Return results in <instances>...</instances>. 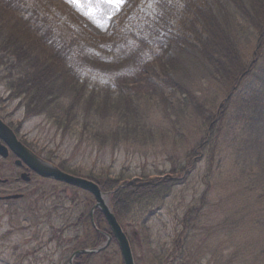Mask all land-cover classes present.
Wrapping results in <instances>:
<instances>
[{
    "label": "rangeland",
    "instance_id": "374dc122",
    "mask_svg": "<svg viewBox=\"0 0 264 264\" xmlns=\"http://www.w3.org/2000/svg\"><path fill=\"white\" fill-rule=\"evenodd\" d=\"M48 1L54 5L50 19L56 26L62 22L72 28L82 26L96 37L127 33L128 27L124 30L120 20L142 16L155 2L124 0L119 11L114 9L90 19L68 0ZM83 6L91 7L89 3ZM94 20L103 26H97ZM241 44L244 62L249 65L255 42ZM15 56L8 50L0 52V114L45 159L76 170L81 177L89 173L97 177L122 175L127 182L162 180L169 177L167 173L172 169L177 172L178 167L189 165L177 175L179 185L169 195L157 198V194H144L128 210L123 209L122 226L130 240L135 264H161L173 245L182 248L180 264H264V218L258 215L264 203L263 197L255 200L260 191L253 182L254 177L264 178L263 134L247 129L244 114L230 106L228 118L217 131L216 149L213 143L206 147L205 152L210 149L213 153L209 164L207 155L198 148L206 131L200 117L231 95L222 81L207 77L188 58L187 62L181 61L184 63L179 69L182 73L187 71L182 75L183 85H191L192 75H197V80L192 79V103L183 94L176 98L172 95L168 100L156 95L131 101L127 112L122 103L110 105L102 100L87 106L88 130L76 126L79 117L73 121L75 115L67 114L74 101L73 92L50 99L52 105L45 108L44 102L33 103L34 98L38 99L33 90L10 89L15 86L8 83L9 76H13L11 69L16 64L18 70L14 74L19 75L24 66L18 62L21 57ZM175 74L180 79V73ZM59 77L57 71L53 80L60 86L58 94L62 86L61 80H56ZM242 82L241 79L237 85ZM244 87L245 84L238 93L245 94ZM27 102L33 113L27 110ZM48 115L56 122L52 124ZM59 116L65 119L64 124ZM67 123L71 124L65 128ZM191 151L194 154L186 157ZM217 153L225 155L222 161ZM39 193L29 203L23 200L16 205L0 204V264H46L24 258L33 254L45 256L52 264H122L110 227L106 233L102 231L105 239L94 245L96 239L89 241L91 234L86 236L88 226L83 217L86 219V202L90 200L86 192L46 181ZM187 211L190 222L184 226L181 220ZM80 215L78 227L74 222Z\"/></svg>",
    "mask_w": 264,
    "mask_h": 264
},
{
    "label": "trees",
    "instance_id": "16d2710c",
    "mask_svg": "<svg viewBox=\"0 0 264 264\" xmlns=\"http://www.w3.org/2000/svg\"><path fill=\"white\" fill-rule=\"evenodd\" d=\"M84 3L101 8L102 12L97 13L99 17L114 10L107 4L97 3V0H84ZM53 9L54 5L48 0H0V38H3L0 44L4 47L0 52L8 50L21 57L18 62L24 65L19 75L14 74L18 70L17 65L13 66V76L8 75V83L15 85L10 89L33 90L38 96L33 103L44 102L47 105L45 108H49L52 105L50 99L73 92L74 101L69 104L67 114L75 115L73 121L79 117L76 126L83 128L89 126L87 106L102 100L110 105L122 103L127 112L131 101L135 103L134 100L154 98L156 95L168 100L172 95L176 98L183 94L187 102L192 103V79L197 80V75H192L191 85H183L182 75L185 76L187 71L182 73L179 69L184 63L181 61L187 62L190 58L197 70L203 71L212 80L222 81L223 87L231 94L219 107L207 110L204 117H200L206 131L198 148L207 155V163L212 161L213 153L210 149L205 152L206 147L213 143L216 149L217 131L228 118L230 106L233 111L244 114L247 129L261 132L264 136V0H155L142 16L120 20L124 30L128 27L127 33L103 37L94 36L82 26L72 28L62 24L64 22L56 26L50 19ZM250 42H255V45L247 65L241 43ZM33 49H38L37 53H27ZM5 56L8 57V54ZM192 62L189 60V64ZM57 71L60 77L56 80L60 79V85L62 83L60 94V86L57 87V81L53 80ZM177 72L180 79L175 74ZM241 79L242 85L245 84V94L238 93ZM41 92L45 95L42 96ZM26 108L33 113L29 102ZM61 116L60 121H65ZM47 118L53 124L54 120L49 115ZM71 123H67L65 128ZM193 154L191 151L186 157L190 158ZM217 154L222 161L225 155ZM58 166L79 175L63 164ZM188 166L178 167L177 172L176 168L172 169L171 173H167L169 177L162 180L145 178L127 182L122 175L97 177L92 173L85 177L98 182L101 189L109 193L112 210L122 225L123 211L128 210L139 196L157 194V198H161L169 195L179 185L177 175ZM253 182L257 183L260 191L255 200L263 197L264 203V178L254 177ZM249 188L252 189L251 186ZM241 189L243 187L238 188L237 193ZM87 194L90 196L86 202L89 211L83 220L88 226L86 236L91 234L89 241L96 239L94 245L105 239L102 231H109V226L99 209L94 211L95 226L92 225L89 214L94 198ZM73 198L70 199L72 202ZM188 214L187 211L181 220L184 226L190 222V219L187 222ZM258 215L264 218V208H260ZM80 222L81 215L74 224L79 227ZM112 242L116 244L114 239ZM180 250L181 247L173 245L172 252L166 259H161V264H180Z\"/></svg>",
    "mask_w": 264,
    "mask_h": 264
},
{
    "label": "flooded vegetation",
    "instance_id": "af4514ba",
    "mask_svg": "<svg viewBox=\"0 0 264 264\" xmlns=\"http://www.w3.org/2000/svg\"><path fill=\"white\" fill-rule=\"evenodd\" d=\"M3 121L15 135L16 139L26 148H21L13 139V136L0 126V204H18L20 201L29 203L32 197L38 195L46 181H50L41 176L35 169L34 159L28 151L37 157L44 159L30 144L26 143L18 134L19 130L0 114ZM40 194V193H39ZM10 195L18 196L16 199L5 198ZM28 206V205H27ZM41 256V257H40ZM28 260H42L52 264V260L45 259V256L30 255ZM23 259V257H22Z\"/></svg>",
    "mask_w": 264,
    "mask_h": 264
},
{
    "label": "water",
    "instance_id": "95a60500",
    "mask_svg": "<svg viewBox=\"0 0 264 264\" xmlns=\"http://www.w3.org/2000/svg\"><path fill=\"white\" fill-rule=\"evenodd\" d=\"M0 125L10 132V134L13 136V133L8 129L7 126H5L1 121ZM13 139L15 142L21 147V144L16 141L15 137L13 136ZM25 150V148H23ZM31 157L34 159V168L35 170L40 173L42 176L53 178L55 180L82 188L84 190H87L91 194H93L95 198V205L92 208V211L94 208H99L103 215L105 216V219L107 220L114 237L117 240V243L120 248V252L123 258L124 264H134L133 255L131 251V247L129 245V241L127 239V236L123 232L120 224L118 223L114 213L112 212L111 208L107 204L105 200V193L102 192L97 182H94L92 180H89L87 178L75 176L68 174L58 167L51 165L49 163L43 162L39 160L38 158L31 155ZM92 215V213H91Z\"/></svg>",
    "mask_w": 264,
    "mask_h": 264
},
{
    "label": "snow or ice",
    "instance_id": "6c2138e0",
    "mask_svg": "<svg viewBox=\"0 0 264 264\" xmlns=\"http://www.w3.org/2000/svg\"><path fill=\"white\" fill-rule=\"evenodd\" d=\"M68 2L76 6L77 10H80L83 15L88 16L90 19L93 18V16L97 13L102 12L101 8H97L95 6H91L89 9H84V0H68ZM97 3L107 4L110 7L114 8L115 11H119L118 6L123 5L124 0H97ZM110 18L111 17L109 16L108 19ZM94 22L97 23V26H103V24L98 20H94Z\"/></svg>",
    "mask_w": 264,
    "mask_h": 264
}]
</instances>
